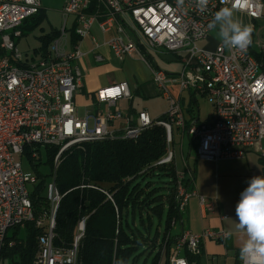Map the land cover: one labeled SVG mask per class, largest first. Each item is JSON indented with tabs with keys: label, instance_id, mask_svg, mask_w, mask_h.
Here are the masks:
<instances>
[{
	"label": "built area",
	"instance_id": "built-area-1",
	"mask_svg": "<svg viewBox=\"0 0 264 264\" xmlns=\"http://www.w3.org/2000/svg\"><path fill=\"white\" fill-rule=\"evenodd\" d=\"M98 1L102 8L90 12L91 0H65L61 8L62 24L49 44L50 55L31 63L19 51L14 39L21 35V22L39 11L40 1L0 0V250L9 228L25 221L44 224L42 219L34 218L27 184L36 179L23 173L21 156H26L32 165L40 160L41 146L57 147L52 159V176L46 184L50 210L44 231L37 236L32 264H78V241L83 234L85 217L78 221L68 246L53 245L54 215L60 200L53 176L61 154L74 144L135 138L155 123L162 125L166 134L167 151L160 162L173 160L170 148L173 126L187 134L201 159H239L248 149L264 156L260 146L264 138V71L253 54V38L246 52L229 50L220 42L211 49L197 45L198 40L207 38L210 32L207 25L220 8L243 12L255 20L262 15V0H210L203 14L197 10L194 0H185L183 9L176 7V0ZM68 15L74 16L73 31L79 38L87 34L93 22L103 31L114 27L116 35L107 44L118 60L137 55L147 62L138 44L145 50L163 49L180 60L181 67L176 72L168 73L160 68L151 72L158 94L167 100L163 118L152 119L141 109L132 123V117L116 105L119 99L132 97L125 81L97 88L93 92V106L82 114L76 111L74 94L81 85L77 62L84 53L76 44L66 49ZM123 28L134 39L124 37ZM93 56L96 61L104 60L99 52ZM182 91L209 98L213 107L210 123L186 124ZM120 120L122 125H117ZM184 177V173L176 171L179 212L189 193L183 185ZM85 186L104 193L113 203L104 188L79 185ZM224 233L222 229L211 228L199 233L182 230L168 246L165 264H194L186 253L200 255L204 239L222 241ZM210 260L206 257V264ZM238 264H243L241 259Z\"/></svg>",
	"mask_w": 264,
	"mask_h": 264
},
{
	"label": "trees",
	"instance_id": "trees-1",
	"mask_svg": "<svg viewBox=\"0 0 264 264\" xmlns=\"http://www.w3.org/2000/svg\"><path fill=\"white\" fill-rule=\"evenodd\" d=\"M101 8L98 0H91L90 12ZM43 16L39 9L24 19L19 25L21 34L39 24ZM70 34L71 43H75L77 36L74 32ZM56 35L57 30H53L39 37L43 57ZM253 54L258 61H263L264 71V53ZM135 116H132V123H135ZM157 118H163V114ZM185 122L190 124L189 120ZM195 123H200L198 118ZM190 146L195 152L196 145L191 140ZM44 147L51 177L57 147ZM166 151L165 128L155 123L135 138L82 142L64 150L53 176L60 194L54 215L53 245L68 246L78 221L85 217L83 234L78 241V264H134L140 253H149L164 240L166 254L178 235L171 233V222L182 218V211L177 209L178 183L174 162H160ZM36 164L33 162L32 167L37 181L29 189V198L34 218L42 219L45 224L50 210L46 198V184L50 179L37 171ZM191 182L192 175L185 174L183 185L188 188ZM81 184L104 188L113 203L104 193L91 187H79ZM44 224L25 221L22 227L15 225L5 236L0 258L8 259L11 264H32L37 236L44 231ZM20 228L24 231L22 237L18 236ZM186 256L195 264L199 263L198 255L186 253ZM158 259L157 251L149 264H157ZM238 263L239 259L236 260Z\"/></svg>",
	"mask_w": 264,
	"mask_h": 264
},
{
	"label": "crops",
	"instance_id": "crops-1",
	"mask_svg": "<svg viewBox=\"0 0 264 264\" xmlns=\"http://www.w3.org/2000/svg\"><path fill=\"white\" fill-rule=\"evenodd\" d=\"M40 10L44 14V9L41 7V2ZM68 16L69 23L67 24V28L69 31L66 37V49L69 50L72 48V46H74V44H76V46H78V48L84 53L77 62L81 72V85L74 94V103L76 111L79 114L88 111L90 106H93V92L97 88L115 82L125 81L131 91V99H119L116 103L117 107L122 112L130 115L131 117L136 115L137 111L141 110L134 107L135 103H138L141 100H145L144 102H147L159 95L156 86L152 82L151 72L152 69L159 68L155 58H160L161 60L166 59V61L170 60V57L166 56V53H168L167 51L163 49L145 50L141 45L138 44L137 47L140 50V54L143 56V58L147 59V62H144L137 55L128 56L123 60H118L111 54L107 44V41L116 35L114 27L103 31L100 29L97 22H93L90 25L87 34L80 38L77 37L75 43H71L70 33L74 32L73 29L76 26V22L73 15ZM57 29L58 28H51L49 31L42 32L38 35L39 44L35 49H33V53L38 55L35 58L30 57V60L27 57H24L27 62L35 63L39 59L48 57L50 55L49 46L47 47V55L45 57L41 55V40L39 37L45 33ZM26 30L30 29H25V31ZM210 32L207 38H205L207 42H210L211 46L206 44V48L209 49L215 47V45L220 42L218 39H214L212 35H210ZM122 35L124 37H130L134 39V36L126 28H123ZM14 41L18 48L17 40L14 39ZM261 46L262 45L258 43L257 48L252 46L253 53H264V49H260ZM95 52L102 54L104 60L96 61L93 56ZM171 60L178 61V64L180 63L181 67V62L178 58L172 57ZM259 62L263 68V61ZM173 72L169 71L168 73ZM183 93L187 94L189 104L186 108L187 113H183L185 120H189V123H191L196 122L198 118V122L200 123H210L213 112L212 104V108L206 114L205 118L200 119L198 108L197 111H195L193 105H190L191 102L194 103V100L197 102L196 94L182 91V101L184 100ZM202 96L207 97L206 95ZM145 110L147 111V109ZM152 119H155V117ZM122 123L123 122L121 120L116 122L117 125H122ZM176 129L180 131V163L178 164L176 161L174 162L175 152L171 149L173 151V162L176 171L182 172L184 174L190 173L192 175V182L187 188L189 193L182 210L187 226H184L183 219H181L182 221L179 220L180 223L178 220L176 222L172 221L171 233L176 235L182 230H186L191 233H199L205 228L222 229L225 232L231 231L233 235L227 240L224 239L222 241H217L209 238L204 239L201 244V253L198 255V264H200V262L203 263V260L205 261L206 257L210 259H213V257L216 259L225 257L229 258L233 264H236V260H240L239 249L242 239L246 237L243 232L237 229L235 208L240 199L241 192L248 186L250 179L255 176H264V156L254 149H248L245 152L244 157L239 159L213 161L201 159L195 156V158L190 159L192 162H189V154L190 150L192 149L190 146V139L185 132L178 128ZM184 134L187 138V150L185 155L182 149L184 144ZM263 140L264 138L261 140L260 146L264 152ZM207 205H210V208H208ZM165 242L166 241L164 240L160 246H156L154 250L150 251L149 253L147 252V255H149L151 252H153L154 255L155 252L158 251V262L160 264H165L167 261V252L165 254ZM136 260L134 264H136ZM141 264H145V262L143 261Z\"/></svg>",
	"mask_w": 264,
	"mask_h": 264
},
{
	"label": "rangeland",
	"instance_id": "rangeland-1",
	"mask_svg": "<svg viewBox=\"0 0 264 264\" xmlns=\"http://www.w3.org/2000/svg\"><path fill=\"white\" fill-rule=\"evenodd\" d=\"M40 2H41V7L44 9V16H43V19L41 20V22L30 30H26V31L24 30V33L22 35L15 37V39L17 40V43H18L19 51L22 53V55L24 57H27L29 60H30V57L35 58L38 55V54L33 53V49H35L39 44L38 35L42 32L49 31L51 28H59L62 24L61 7H62L64 0H40ZM262 4H263L262 15L255 20H252L251 18H249L245 13L234 12L235 17L242 19L245 24H251L253 26V38H254V40H253L252 46L254 48H257V43L264 46V0H262ZM68 23H69V16H67L66 25ZM10 31L11 30L9 29L8 32H10ZM210 35H212V37L214 39H217L215 37V33L213 31L210 32ZM206 44L208 46H211L210 42H207V40H205V39L197 41V45H199V46L204 47V45H205V47H206L207 46ZM166 56L170 57V60L166 61V59L161 60L160 58H155L159 68H161L162 70H164L166 72L178 71L180 68V63L178 64V61L171 60V58L174 57L173 54L172 53H166ZM183 97H184V100L182 101V110H183V113L186 114L187 113L186 108L189 105L188 104V96L186 93H183ZM196 100H197L196 104L191 102L190 105H193V108L195 111H197V108H198L199 117H200V119H203V118H205L206 114L212 108L211 103H209V100L207 97H204V96L199 95V94H196ZM144 101L145 100H141L138 103H135L134 107H136L137 109H142V108L147 109L149 115L152 118H154V117L156 118L166 111L167 101L160 94L158 96H156L155 98L150 99L147 102H144ZM179 133H180V131L177 130L175 128V126H173V128H172L173 140L170 144V148L175 152L174 162L176 161L178 164L180 163V159H179L180 158L179 157V153H180ZM183 142H184V144H183L182 149H183V153L185 155L186 150H187V147H186L187 138H186L185 134H184ZM263 142H264V140H263ZM263 148H264V146H263ZM195 156H197L196 152H194V150L191 149L190 154H189V162L190 161L192 162V160H190V159L195 158ZM261 157H263V156H261ZM46 158L47 157H46V153H45V147L41 146V156H40V160L37 161L36 169H37V171H39L40 173L45 175L47 180H49L51 178L49 175L50 166L46 162ZM20 160H21V166H22L23 173L28 177L34 176L35 170L33 169L28 158L26 156H21ZM263 160H261V161H263ZM27 185H28V188L31 189L32 183L29 182ZM182 215H183V213H182ZM182 217L183 218H181V219H183L184 226L186 227L187 223L185 221L184 215ZM179 223H180V221H179ZM182 224H183V222H182ZM22 226H23V223L20 224V227H22ZM12 229H13V227L9 228L7 230V234H10ZM23 233H24L23 229L20 228L18 230V236L22 237ZM152 255H153V252H151L149 255H147V251H143L142 253L139 254V257L136 260V264H141L143 261L145 262V264H148ZM0 264H11V263L8 261V259H4V258L1 259L0 258ZM200 264H206V262L203 260V263L200 262ZM210 264H233V262L230 261L229 258L221 257L219 259H216L213 257V259L210 260Z\"/></svg>",
	"mask_w": 264,
	"mask_h": 264
},
{
	"label": "clouds",
	"instance_id": "clouds-1",
	"mask_svg": "<svg viewBox=\"0 0 264 264\" xmlns=\"http://www.w3.org/2000/svg\"><path fill=\"white\" fill-rule=\"evenodd\" d=\"M197 10L203 14L208 10L210 0H194ZM185 0H176V7L183 9ZM215 33L220 44L229 50L246 52L252 43L253 26L235 17L231 8L222 7L213 15L207 25ZM237 229L245 234L239 255L243 264H264V176L250 179L241 192L235 208ZM232 232L224 233L227 240Z\"/></svg>",
	"mask_w": 264,
	"mask_h": 264
}]
</instances>
